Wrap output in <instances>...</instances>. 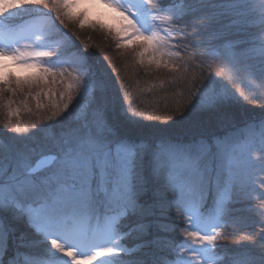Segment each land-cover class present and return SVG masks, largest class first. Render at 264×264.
<instances>
[{
    "label": "snow or ice",
    "instance_id": "snow-or-ice-1",
    "mask_svg": "<svg viewBox=\"0 0 264 264\" xmlns=\"http://www.w3.org/2000/svg\"><path fill=\"white\" fill-rule=\"evenodd\" d=\"M95 2L127 21L116 32L117 47L140 42V55H151L148 64L172 74L177 106L161 121L168 128L229 120L235 96L228 85L237 77L246 74L264 86V0L258 5L243 0ZM82 4L0 0V19L9 22L23 11L39 20L27 33L0 25V93L15 94L25 85L47 84L49 78L52 83L70 81L60 94L61 103L46 118L67 121V126L57 130L49 125L47 144L0 159V264H143L137 250L124 245L134 233L146 234L139 218L151 209L174 210V228L200 245L190 249L191 258H184L186 246L177 250L174 244L170 255L158 256L153 264H264V122L258 138L241 135L217 145L214 165L209 164L211 145L203 140L184 144L160 135L159 144L152 145L134 138L125 125L134 124L138 114L124 106L123 86L113 92L114 81L92 62L94 54H86L65 31L69 22L84 26L86 14H78ZM224 19L241 31L258 20L261 30L242 49V41L226 39L220 27ZM169 41L173 51L165 52ZM70 52L79 62L63 58ZM14 68L36 75L24 81ZM209 198L216 218L247 200L246 210L258 220L259 230L242 237L248 245L219 262V225L205 215ZM21 248H39L43 259L25 253L21 261Z\"/></svg>",
    "mask_w": 264,
    "mask_h": 264
},
{
    "label": "rangeland",
    "instance_id": "rangeland-1",
    "mask_svg": "<svg viewBox=\"0 0 264 264\" xmlns=\"http://www.w3.org/2000/svg\"><path fill=\"white\" fill-rule=\"evenodd\" d=\"M119 2L123 3L124 0H119ZM243 2L245 4L258 5L260 0H243ZM79 13L86 14L84 26L81 27L79 22H69V27L65 31L76 40L80 48L85 49L86 54H94L92 62L102 69L104 76L109 79L110 83L114 81L113 92L123 86L124 90L121 95L124 97V106L129 107L130 105V111H135L138 114L134 117V124L140 122V124L149 126L148 128L151 129L162 127L163 123L161 121L167 115H170L171 110L177 106L173 98V85L170 84L172 74L167 69L161 68L157 70L154 64L149 65L148 61L151 59V55L149 53H145L143 57L140 55L142 51L139 47L140 42H125L124 47H117L116 32L127 25V21L123 20L118 13L103 6L102 3H96L95 0H83L81 8L78 10ZM9 22L0 19V25L7 23L14 32L27 33L33 25L39 23V20L29 16L26 12L20 11L15 17H9ZM156 23H161L159 17L156 18ZM255 25L253 27L254 31H250L252 27H248L250 29L247 28L250 36L245 34L244 37L241 38L240 36V38H235L232 41H242L243 43L239 45V48L247 49L249 47L248 42L261 30L258 20L255 21ZM161 34H163V27L161 28ZM164 51H173L171 41H169V47L165 48ZM252 55L258 56V53H252ZM63 58L69 62H79L80 60V57L75 52L67 53ZM180 62L182 61L177 60V63ZM256 63L258 64V61ZM12 71L24 81L36 75L33 70L29 69L17 70L14 68ZM191 74L192 72L189 70L188 76H191ZM213 79L216 78L213 77ZM225 80L231 81V74H226ZM69 82L65 78L64 83H60L59 79H57L56 83H52L51 78H49L47 84L39 81L31 86L25 85L22 89L16 90L15 94L12 92L0 93V134L3 133L5 137V142L0 141V159L17 150L47 144V137L51 132L49 125L57 130L67 126L69 123L67 121L60 124L55 121H48L46 118L52 114L54 106L61 103L60 94L66 91ZM0 87H4V85L0 84ZM12 87L15 89L16 85L13 84ZM228 87L232 91L233 96H235V100L230 106H235L242 110H252L255 107L264 109V86H261L258 79H253L245 74L235 78V82L230 83ZM240 92H243L244 95L240 96ZM45 93H48V95ZM140 113L143 115H139ZM149 116L153 117V119H147ZM171 122L169 121L168 123L170 124ZM262 122H264V113L261 118H253V120L246 122L248 127L245 131L234 132L228 134V136L233 138L244 135L249 139L258 138ZM149 142L152 145H157L154 141ZM217 145L216 147L215 145L210 147V152L212 153L209 157L210 165L216 163ZM254 171L259 172V169L257 168ZM181 172L182 169H178V179ZM252 179H257L258 182V178L255 175H253ZM253 187L256 186L253 185ZM257 191H259L258 188ZM230 198L231 196L229 195ZM252 198L257 201L256 206H259V201L254 193ZM249 206V202L245 200L232 205L235 210L231 213H221L219 218H216L213 201L211 198L207 200L205 215L209 222L219 225L216 229L219 233L216 243L221 246L217 254L218 262L221 260L219 257L221 250L228 251V254L229 252L235 254L236 250H239L242 245H248V241L242 240V237L248 232H256L258 230V220L250 211L246 210ZM167 212L170 213L166 214V211L151 209L146 215L140 217L139 222L145 226L146 234L134 233L124 245L125 247L136 249L138 258L143 261V264H153L156 259L154 255H151L149 259V255L144 254L145 251L151 250L149 253L156 254L161 251V253L171 254L169 251L173 244H171L169 238L173 236H177L182 240L178 245L179 249L182 246H186L184 258L192 257L193 253L190 249L200 247L198 242H193L195 238H188L182 231L174 228L176 224L174 210L169 209ZM156 220L158 226L155 224ZM163 220L168 223L164 224L166 225L164 228L160 224ZM254 225L256 226L252 227ZM156 226L158 227V234L157 232L153 233V231L149 232L151 227ZM160 231L165 232L163 233L164 235L160 234ZM162 238H165L163 243L165 241L168 243H166V249H163L164 244L161 245ZM155 239L158 240L157 246L153 244ZM21 249H23V252H31L30 258L32 259H43V257L38 255L41 251L39 248ZM20 254V260L23 261L25 252H20Z\"/></svg>",
    "mask_w": 264,
    "mask_h": 264
},
{
    "label": "trees",
    "instance_id": "trees-1",
    "mask_svg": "<svg viewBox=\"0 0 264 264\" xmlns=\"http://www.w3.org/2000/svg\"><path fill=\"white\" fill-rule=\"evenodd\" d=\"M229 24H230V21L228 19H224L223 25H222V30L224 31L225 37L228 40H234L235 38H240V36L242 38L245 36V34L246 35L249 34L248 29H250V28H248V29L246 28V29L241 31V30H238L236 27L229 26ZM253 27L250 29V31H254ZM248 36H250V35H248ZM230 112H231V118L229 120H227L223 123H217V124H213V125L196 126V125L189 124L188 122H185L183 124H173L172 127L168 128V127H166V125L163 124L162 127L159 126V129H165V131L163 133H161L158 131L159 129H155V128L151 129L148 127L145 128L144 125L140 124V122H139L137 124H132L130 126L126 124L125 125V131L132 134L134 136V138H137L140 140L152 141V142L154 141V143L157 145L159 144V136L165 135V136L169 137L172 141H179V142L184 143V144H191L193 141L203 140L205 143L210 144V145H215V147H216V145L218 143H221L223 141L228 140V138H229L228 134H232L234 132L240 133V132H242V130L245 131L248 127L246 125V122L253 120V118H261L263 116L264 109L259 108V107L258 108L255 107L252 110H247V109L242 110L238 107L230 106ZM170 124H172V122ZM0 141L5 142V137L3 136V133L0 134ZM9 155H7V156H9ZM167 213H170V212L166 211V214ZM155 224H157V220H156ZM160 224L164 228L166 226L164 224H168V223H165V221L163 220V221H161ZM151 226H152V224H151ZM157 226H158V224H157ZM157 226L151 227L150 228L151 231L149 230V232L153 231V233L157 232V234H158L159 231H158ZM255 226L256 225H254L252 227H255ZM163 233H165V232H161L160 234H163ZM162 239L163 240H162L161 245L164 244L163 249H166L168 243L166 241L163 243L165 238H162ZM166 239H167V237H166ZM169 239L171 241V244H173V245L175 244L177 250H180L178 245L180 244V242L182 240L177 236H173ZM153 244L155 246H157L158 240L155 239L153 241ZM161 245H159V246H161ZM150 251H148V252L145 251V253H144L145 255L146 254L149 255V259L151 258V255H154V257L157 258L158 256H161L163 254H168L165 252L161 253V251H159L158 254L149 253ZM254 251L256 254L258 253L257 258H259V252H258V251H260L259 248L258 247L255 248ZM19 252H22V253L25 252V253L31 254V252H26V251L23 252V249H19ZM225 254H228V251H225V250L222 251L221 250L219 257L222 259ZM229 254H232V252L231 253L229 252ZM168 255H170V254H168Z\"/></svg>",
    "mask_w": 264,
    "mask_h": 264
}]
</instances>
